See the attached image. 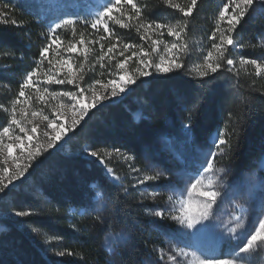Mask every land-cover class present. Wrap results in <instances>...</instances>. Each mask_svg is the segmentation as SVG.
I'll return each mask as SVG.
<instances>
[{"label": "trees", "instance_id": "trees-1", "mask_svg": "<svg viewBox=\"0 0 264 264\" xmlns=\"http://www.w3.org/2000/svg\"><path fill=\"white\" fill-rule=\"evenodd\" d=\"M223 1L198 0L191 17L201 27L200 33L208 26L210 11ZM142 3L141 8L154 9L150 13L153 19L172 14L164 0ZM173 3L187 7L191 0ZM0 11L8 21L0 23L1 130L9 99L18 97L21 81L40 61L39 50L45 47L48 33L46 23L65 12L56 13L43 3L37 6L34 0H0ZM79 26L77 22L75 27ZM127 32L138 36L133 27ZM236 32L238 45L243 47L238 54L251 57L253 52L264 53L260 40L264 19H243ZM98 64L93 66L94 75ZM212 76L215 78H200L184 65L167 77L154 75L137 81L119 102L89 110L61 152L36 157L26 178L0 195V264H145L153 253L158 237L146 224L139 226L144 220L135 223L142 217L138 200L125 185L109 180L96 158L82 157L79 152L84 146L96 151L107 166L112 164L104 152L112 148L132 156L141 166L143 157L151 153L162 135L173 139L177 149L186 147L188 142H182L181 131L191 116L193 144L208 143L210 134L220 129L227 140L223 158L228 169L241 174L255 168L264 156V78L250 66L223 67ZM136 109L143 115L138 121L132 117ZM92 182L109 204L107 210L85 207L93 195ZM70 207L83 208L84 212L70 215ZM15 211H29L31 215L17 217ZM97 215L104 219L103 224L94 220ZM112 223H121L128 236L125 244L116 248L117 262H110L102 245L105 233L113 229ZM43 236L52 242L44 243ZM59 252L71 255L59 256Z\"/></svg>", "mask_w": 264, "mask_h": 264}, {"label": "rangeland", "instance_id": "rangeland-1", "mask_svg": "<svg viewBox=\"0 0 264 264\" xmlns=\"http://www.w3.org/2000/svg\"><path fill=\"white\" fill-rule=\"evenodd\" d=\"M37 6L41 3L44 7L50 10L54 9L56 13H60L64 10L65 14L62 17L51 19V21L46 23L47 37L45 40V46H47L49 41V26L58 23L60 19L72 18L80 23V26L75 30L71 26L62 27L57 29L54 37H59L58 44L59 47L53 46L49 49L48 60L52 61L50 65L47 61L41 62L39 67L37 65L34 68L36 70V76L34 79L39 82V87L43 90L45 87L48 88L49 92H64V91H77L78 89L73 85L65 82L64 84H49L47 82V73L55 71V65L58 60L68 59L72 66L73 76L83 74L84 81L81 86H87L94 83L95 80H101L102 83H106L107 80L113 79L116 73L115 64L118 60L123 59L119 55V52L123 50L124 44H131L137 46L135 49H130L125 51V56H130L132 50L139 51L143 48L145 51H151V43L153 40H162L164 44L171 45L176 43L177 40L174 37L167 35V29H164V35L161 36L158 33H154L151 30L145 33L143 29L138 34L134 35L127 31H136V27L141 22H155L159 21L165 25L176 26V25H186L185 31L182 33V39L180 43L185 45L182 50H178L174 53L178 57L177 62L181 63L182 66L185 65L186 70L193 74H198L202 67L205 65L204 57L207 56L209 51H213L215 56V51L212 48L214 42L219 43L218 33L215 41L211 39L212 33L216 31L217 16L220 8L223 6V1L216 5L208 14L207 17V28L200 33L201 27H197L194 24L195 18L184 17L178 9L171 8L172 14L166 15L161 19H153L154 17L150 13L154 12L151 8L146 10L145 5L143 8L140 7L142 0H133V2L142 9L143 21H138L137 19L129 20V16L134 15V10L129 4H122L118 12H114V15H123L126 23L130 24L127 29L121 28L119 25H114L110 22V28L115 33L114 37H109L108 34L103 33V31H95L90 27L91 21L95 18L96 14L102 10V7L109 2V0H34ZM145 7V8H144ZM264 19V0H254L253 5L250 7L249 12L246 14L244 19ZM88 21V23H84ZM222 28H226V22H222ZM234 46H229L226 52L227 58H231L234 61V67L241 66L240 59H257L264 62V53H254V56L247 57L238 54L243 47L238 45L239 37L237 36L236 30L232 33ZM83 39L85 41L84 45H80L79 41ZM260 40L264 43V33ZM116 43L117 49L112 55L116 59L109 62L106 57L103 62L98 60L101 55V43L104 45V51H107L109 43ZM76 44L78 49L87 48V58H85L82 52H77L69 55L67 52V46ZM98 45L97 48L94 45ZM164 44L159 45V55H163ZM150 46V49H147ZM250 52H252L250 50ZM158 55L153 54V59L158 60ZM98 64V71L94 75L95 69L93 66ZM101 63L105 66L101 67ZM83 64V68L79 66ZM251 67V70L255 72V68L252 65H244L243 67ZM138 67L136 57H133L132 61L126 64V68L129 69L130 74L135 72ZM32 71V70H31ZM151 71V70H150ZM68 73V66L65 65L60 69L58 73L59 79L66 80ZM264 78V75H260ZM148 77H143L137 79V81H144ZM105 79V80H104ZM23 83V80L21 81ZM134 83V84H135ZM133 84V85H134ZM130 86V90L132 86ZM99 95L102 89L97 87L93 89ZM130 90L126 93H119L117 98L113 100L114 104L119 102L124 98ZM26 91V97H31L28 99L27 105L25 106L28 111H35L39 109L44 110L45 115L52 116V109L47 106L44 102L38 100L35 89L31 91L28 89ZM91 92L85 93L86 97L91 96ZM17 98L11 97L9 99V105L6 112V123L4 126H8V122L11 118L13 111V102ZM65 104L69 103L68 99H65ZM56 103V101H52ZM85 104L91 103L90 99L84 100ZM109 104L107 101L103 103V106ZM19 105L16 107V112L19 114ZM102 107L101 105H96L90 110ZM136 107H140L139 103H136ZM63 117L58 121V124L63 125V129H60V138L53 145L52 149L47 148V142L51 136L56 133L51 129H47L45 122H41L39 118L33 120V124L38 125V131L36 134L37 142L40 145L41 151L37 158L46 153L54 150H63L65 146V141L69 134L75 129L71 127V121L73 118V110L70 108H65ZM140 109H136L132 113L134 120H139L142 117ZM86 116L83 118L81 123L84 121ZM3 126V127H4ZM31 127L32 125H28ZM55 127V126H54ZM2 130V129H1ZM223 132L222 130L213 131L210 136L208 143L193 144V137L189 131H185L183 128L181 131L182 142L187 146L181 149H177L172 143L171 138L162 135L157 138V146L152 148L151 153H147L142 161L143 165L137 166L133 157L121 152L116 151L117 149L112 148L105 151V154H110V160L112 166H107L105 163L101 165L98 160L96 162L100 164L104 169V175L112 182L125 185V188L130 190L133 196L138 200V204L141 208L142 217H138L135 223H140L139 226H144L146 224L148 227L156 232L158 237L155 241L153 253L146 259L145 264H199L201 259H225L232 258L236 253L239 252V247H242L246 243L247 235H250L255 227L259 226V218H264V156L261 155L257 161L255 168L243 171L241 174H237L228 169L226 163L224 162V152L221 153L219 148L213 145L212 140L217 139V132ZM48 132L49 135L45 136L44 133ZM16 133L19 134L18 130ZM224 133V132H223ZM11 134V133H10ZM5 141L8 142V137H5ZM28 149L36 151V143L30 142L27 145ZM90 149L88 146H84L81 150V156L84 158H93L85 155L84 150ZM151 149V148H150ZM91 150V149H90ZM13 155L19 156V150L13 148ZM93 151V150H91ZM216 152L217 155L212 158L213 169L209 173H203L201 165L206 167L205 160L209 158L210 152ZM103 153V154H104ZM126 157H130L127 159ZM97 159V158H96ZM21 160L19 163H24ZM33 161L30 162V167ZM16 163L11 159L5 162V157L0 156V169L7 168L8 173H12L16 168ZM29 167V170H30ZM105 168H111L113 170V175H107L105 173ZM200 169V176H194L195 170ZM161 173V178L157 181L145 182L141 184L140 181L143 180L145 175H156ZM27 174V173H26ZM41 177V175H39ZM113 176L118 177V180H114ZM188 177L202 178L203 183L207 184L208 178L211 177L214 181L213 190L219 191L221 196L218 198L217 203L213 205L210 210V219L205 221L207 227L201 230L199 233H194V230L187 229L182 226L178 220H174V216L181 215V201L187 202L188 199L195 201L196 194L192 193L189 197L187 192V187L190 185L191 180ZM22 179V178H21ZM20 179V180H21ZM19 181V180H18ZM14 182V185L18 182ZM14 185H10L14 186ZM93 189V195L90 198V205H87L91 211L92 208L97 210H107L109 204L103 197L101 191L98 189V185L94 182L90 184ZM175 187V191H173ZM129 191V192H130ZM153 194H155V199H153ZM1 195V194H0ZM172 197L169 200V197ZM156 211H162L164 213L163 218L156 217L154 213ZM81 214L84 212L83 208L75 209L70 207L68 209V214L72 213ZM237 218H239L237 220ZM239 224L240 227H236ZM113 229L105 233L102 241V245L106 252L109 254L110 262H117L116 248L119 244H125L128 236L126 230L121 227L122 224L112 223ZM235 228V232L230 231V229ZM48 236H43V242H52ZM179 249H183L189 253L188 256H180L177 254ZM192 253H195L193 256ZM246 255L247 259L245 264H264V244H257L254 249ZM169 256H175V261L169 260Z\"/></svg>", "mask_w": 264, "mask_h": 264}, {"label": "snow or ice", "instance_id": "snow-or-ice-1", "mask_svg": "<svg viewBox=\"0 0 264 264\" xmlns=\"http://www.w3.org/2000/svg\"><path fill=\"white\" fill-rule=\"evenodd\" d=\"M164 2L170 5L172 8L178 9L179 12L184 17H190L198 3V0H191V3L187 7H180V5L173 3V0H164ZM254 0H227V2L223 3V6L220 8L217 16L216 22V31L212 33L211 39L215 41L218 33L219 43L214 42L212 44V48L215 51V56L213 51H209L207 56L204 57L205 65L202 67V70L199 71L198 76L200 78H212V74H215L223 67H227L229 70L234 67V61L231 58H227L226 52L228 51L229 46H234L232 33L237 29V27L241 24V21L245 18L246 14L249 12L250 7L253 5ZM122 4H129L131 8L134 10V15L129 16L128 19H137L138 21H143L142 9L138 7L133 0H109L103 7L102 10L99 11L95 18L91 21L90 27L95 31H103V33L108 34L109 37H114L115 33L110 28V22L114 25H119L121 28L127 29L130 27L129 23H126L123 15L116 16L114 12H118ZM5 13L0 11V23L7 24L8 21L4 19ZM78 21L72 18L60 19L58 23H54V25L49 26V41L50 43L41 48L39 50L40 61L37 62V67L44 60H48L49 49L53 46L59 47L58 40L59 37H54L52 34H55L57 29H61L62 27L71 26L73 30H75V25ZM222 22H226L227 27L222 28ZM84 23H88V21H84ZM11 24L15 25L16 21L12 20ZM186 25H176L170 26L160 23L159 21L147 23L141 22L136 27V31L140 32L141 29L144 30L145 33L151 30L154 33H158L163 36L164 29H167V35L170 37L176 38L177 42L172 43L171 45L164 44L162 40H153L151 43V51H145L141 48L139 51L132 50V54L130 56H125V51L130 49H135L137 46L131 44H124L123 50L119 52V55L123 57L115 64V69L117 70L114 74L113 79L107 80L106 83H102L101 80H95L93 84L87 86H81L84 81L83 74H79L73 76L72 74V66L69 63L68 59L58 60L55 65V71H51L47 73V82L49 84H64L65 82L69 84H73L78 90L77 91H64V92H49L48 88L45 87L43 90L39 87V82H37L34 77L36 76V70L33 69L29 71L23 79V83L20 84V90L18 93L17 99L13 102V111L11 114V118L8 122V126H4L2 130H0V156L5 157V162L8 159H11L16 163V168L12 173H8L7 168L0 169V194H5L9 189L10 185H14V182L20 180L21 178H26V173L29 171L30 162L35 160L39 155L41 148L37 142V131L38 125L33 124V120L39 118L41 122H45V126L47 129H51L56 134L51 136L47 142V148L52 149L53 145L56 144V141L60 138V129H63L62 124H58V121L64 115V109L70 108L73 110V118L71 121V127L76 128L78 125H81V121L83 118L89 113V110L96 105L103 106V103L107 101L109 104L113 102L119 93H126V91L130 90V86L135 83L137 79L143 77H151L154 75H163L167 77V74L174 72L177 69L182 68V64L177 62L178 57L174 55L178 50H182L185 45L180 43L182 39V33L185 31ZM80 45H84L85 41L81 39L79 41ZM164 44L163 55H159V45ZM101 55L98 57V60L103 62L107 57L109 62L116 59L114 55V51L117 49L116 43H109L107 51H104V45L101 43ZM67 52L69 55L82 52L87 58V48L78 49L76 44H72L67 46ZM158 55V60L153 59V54ZM133 57H136L138 67L135 69V72H129V69L126 68V64L129 61H132ZM48 63L51 65L52 61L48 60ZM252 65L255 68V74L257 76L264 75V62H261L257 59H244L241 57L240 65L243 67L244 65ZM65 65L68 66V73L66 80L59 79L58 73L60 69H62ZM105 65L101 63V67ZM83 68V64L79 66ZM151 70V71H150ZM99 87L102 89L101 94H97L96 89ZM35 89L38 94L37 98L39 101L47 104L48 107L52 109V116L45 115L43 109L28 111L26 109V105L28 99L31 97H26V89L31 91ZM91 92L90 97H86L85 93ZM90 99L91 103L85 104V99ZM65 99H68L69 103L65 104ZM52 101H56V103H52ZM19 107V114L16 112V107ZM0 107H3L0 105ZM7 111V109H5ZM189 123L183 125L185 131H190L191 129V116L188 118ZM28 125H32L29 127ZM55 126V127H54ZM18 130L19 134L16 133ZM11 133V134H10ZM45 136H48L49 133L45 132ZM5 137H8V142L5 141ZM217 139H213L212 143L216 147L219 148L220 152L223 153L225 146L227 145V140L224 137L223 132H217ZM30 142L36 143V151L27 148V145ZM13 148L19 150L20 155H13ZM119 153V149L116 150ZM85 155H88L93 158H97L98 162L103 165L104 161L101 157H99L96 151H91L90 149L84 150ZM111 153H109L110 155ZM217 155L216 152L212 151L209 153V158H206L205 162L206 167L201 165L203 173H209L210 170L213 169L212 158ZM130 159V157H126ZM25 161L24 163H19V161ZM105 173L107 175L112 176L113 170L111 168H105ZM201 170L196 169L194 176H200ZM161 178V173H157L156 175H145L143 180L140 181L141 184L145 182L157 181ZM114 180H118V177L113 176ZM191 180L190 185L187 187V192L189 193V197H191L192 193L195 192L196 199L193 201L191 198L187 200V202L181 201V215L174 216V220H178L179 223L186 227L187 229L194 230V233H199L201 230L205 229L207 225L205 221L210 219V210L213 208V205L217 203L218 198L221 196L219 191L213 190L214 181L211 177L208 178L207 184L203 183L202 178H194L188 177ZM175 191V187L172 189ZM153 199H155V194H153ZM172 197H169L171 200ZM90 200L88 205H90ZM88 205H85L87 208ZM93 211H98L95 208H92ZM17 217H26L31 215L29 211H15L13 213ZM156 217L163 218L164 213L162 211H156L154 213ZM239 218H237L238 220ZM94 220L99 222L100 224L104 223V219L97 215L94 217ZM259 226L255 227V230L251 232L250 235L246 237V243L243 244L242 247H239V252L236 253L232 258L225 259H201L199 260V264H245V260L247 259L246 255L250 253L257 244H264V218H259ZM236 227H240L239 224ZM230 231L235 232V228L230 229ZM177 254L180 256H188L189 253L183 249H179ZM59 256L71 255L70 252H59L57 253ZM194 256L195 253H192ZM175 256H169V260L175 261Z\"/></svg>", "mask_w": 264, "mask_h": 264}]
</instances>
